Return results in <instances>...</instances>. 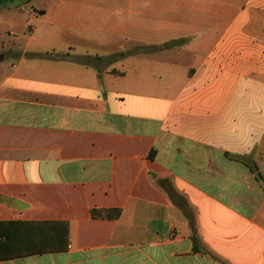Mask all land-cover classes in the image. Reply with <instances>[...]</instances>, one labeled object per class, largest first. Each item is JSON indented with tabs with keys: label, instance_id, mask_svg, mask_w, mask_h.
Here are the masks:
<instances>
[{
	"label": "crops",
	"instance_id": "obj_1",
	"mask_svg": "<svg viewBox=\"0 0 264 264\" xmlns=\"http://www.w3.org/2000/svg\"><path fill=\"white\" fill-rule=\"evenodd\" d=\"M114 1L31 14L76 61L0 63V264H264V0Z\"/></svg>",
	"mask_w": 264,
	"mask_h": 264
},
{
	"label": "rangeland",
	"instance_id": "obj_2",
	"mask_svg": "<svg viewBox=\"0 0 264 264\" xmlns=\"http://www.w3.org/2000/svg\"><path fill=\"white\" fill-rule=\"evenodd\" d=\"M56 0H0V11L3 10V8H10L12 4L16 5V9L11 10V12L16 13L24 23L26 21L28 22L29 26L28 29H25L24 32H16V37H12L6 34L0 35V63L4 66H8L15 62V60L24 59L26 61H36L39 63L42 62H48V63H56V62H63L62 59L65 60H74L76 61L77 58L67 56L66 53L63 52H52V50L47 51H34L36 48L37 43H42L45 41V37L49 36L50 34H47L46 31L49 29V25L45 21V23H39L42 20H48L43 19L42 15L38 16L37 19H31V14L37 11L38 14H42L44 10L49 9L53 3ZM119 2H126V0H118ZM102 2H105L106 4H111L112 2H115L114 0H102ZM30 27H36L38 28V32H35L34 35H32V32L30 31ZM37 30V29H36ZM27 35V36H25ZM32 35L35 39L30 42L28 39V36ZM4 40V42H2ZM184 44L185 40H178L177 42H174L171 46H174V44ZM140 45L141 47L144 44H136ZM136 45L132 46L134 48ZM44 47V46H43ZM167 47V48H169ZM173 48H169V50H172ZM11 51H14V53H11ZM143 54V53H142ZM142 54H139L141 56ZM148 54V53H145ZM4 55L9 56L12 55L9 58L4 59ZM4 59V60H3ZM173 59V56L171 54L166 55V60L171 61ZM238 59L231 60V66H234L237 64ZM110 62V63H109ZM118 62V61H117ZM117 62H113L112 57L109 58H103L99 62H90L91 67L94 69H97L101 72H107L112 71L113 73H120V69H118ZM198 68H192L183 76H180L179 82L180 84L183 83L182 86L185 85L187 82V79L192 76V74L197 71ZM203 71V77H207L204 74L206 71ZM147 78L150 77L151 79L157 78L158 76L155 75H148ZM162 77V76H159ZM179 77V76H177ZM169 79V77H167ZM173 78V77H170ZM170 82V80H168ZM173 82V81H172ZM252 92L247 91V94H251ZM193 97H205V91H197V92H191Z\"/></svg>",
	"mask_w": 264,
	"mask_h": 264
},
{
	"label": "trees",
	"instance_id": "obj_3",
	"mask_svg": "<svg viewBox=\"0 0 264 264\" xmlns=\"http://www.w3.org/2000/svg\"><path fill=\"white\" fill-rule=\"evenodd\" d=\"M171 46L172 43L166 44L163 46V48H167ZM232 158V157H231ZM243 164H245L253 173H255V177L258 180L260 178V173L257 170V166L249 159H241L239 160ZM92 217L95 219L102 218V219H117L121 215L120 209H111V210H92ZM193 240L196 242V238L193 237ZM196 249V247H195Z\"/></svg>",
	"mask_w": 264,
	"mask_h": 264
}]
</instances>
